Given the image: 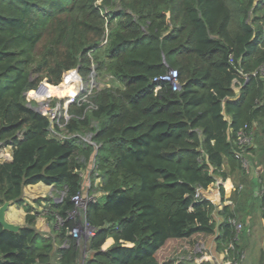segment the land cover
Returning <instances> with one entry per match:
<instances>
[{"label": "trees", "instance_id": "obj_1", "mask_svg": "<svg viewBox=\"0 0 264 264\" xmlns=\"http://www.w3.org/2000/svg\"><path fill=\"white\" fill-rule=\"evenodd\" d=\"M240 5L233 31L226 0H0V145L12 149L0 162V206L22 205L28 185L63 192L46 208L52 234L35 227L29 207L18 231L0 224V264H163L212 236L239 261L231 221L247 201L264 207V191L245 190L236 155L246 125L255 147L243 154L264 166V0ZM75 68L107 84L51 122L30 95L43 84L74 95L75 80L61 82ZM168 69L178 88L153 81ZM91 160L89 195L95 177L104 195L70 218ZM224 165L239 184L216 225V206L194 195L225 178ZM257 177L262 185L264 167ZM83 221L94 230L85 244L70 234Z\"/></svg>", "mask_w": 264, "mask_h": 264}, {"label": "rangeland", "instance_id": "obj_2", "mask_svg": "<svg viewBox=\"0 0 264 264\" xmlns=\"http://www.w3.org/2000/svg\"><path fill=\"white\" fill-rule=\"evenodd\" d=\"M226 2L230 5V7L233 10V13H232L233 21H232L231 27H233V31H236L243 17V10L240 5V2H247V0H226ZM81 76L83 78V86L85 88V91H83L80 95H78L79 97L85 96L87 92H89L90 94L93 90H99L105 87L107 84L105 81H101L97 79L95 81L94 76H93V83L90 84L91 78H89V73H86L85 71L81 72ZM62 84H63V80L61 82V85ZM77 91L75 92V94L77 93ZM48 93L51 94V97H47L43 95L42 91H41V95H34V93H32L30 95L31 100L29 101V103L32 106L39 108V104L41 102H44L43 99H46L47 102H49V104H47L46 107L50 109H54L58 103L60 104V101L62 100V98L65 100L66 96H68V95H63V96L58 95V97H54V94L57 95L58 91L48 92ZM88 95L86 97H88ZM31 96H33V98H31ZM63 101L61 104H63L64 106ZM41 109H42V106L40 104V110ZM41 111L45 112V109H42ZM57 113L58 112H56L55 115H57ZM49 117L51 118V115H49ZM256 130H257V126L254 130V133ZM251 146L255 147V145H253V141H252ZM242 157H241L242 160L246 162V165H244V169H246V171L248 172L247 178H249L250 176H254L255 175L254 173L256 172L255 168L259 165V163H257L258 158L253 156L251 152L250 153L246 152L245 154H242ZM246 157L253 161V164H254L253 168H249V164L245 160ZM92 167H93V161L91 160L89 164L87 165V169L84 172H82V179L84 182L83 190H85L88 187V185H90L89 175H90V171ZM254 193H257V195H260L261 191L259 189V191H256ZM254 193L252 194V197L256 196V194L254 196ZM83 195L84 194L81 193V196ZM261 208H262L261 206H258V207L246 206L244 210L240 209L239 212L235 213V216H236L235 221L236 223H239L241 225L239 230L236 229V234H237L236 241L240 245L241 251H242L241 258L235 264H264V218L262 215L264 207L262 209ZM213 220L216 222V225H218L220 220H218L214 216H213ZM216 232H217V229H216ZM205 252L208 254V256L212 260V263L209 262L208 264H230L231 262L230 260L228 261L225 258V252L217 251L216 243H215V236H212L209 239H207L205 242H202V243L200 242L199 244H197L193 251L183 250L181 253L169 259L168 262L163 263V264H174L176 260H179L180 264H182L181 261L183 259H186L185 261L183 260V263L186 261H189L192 264H198L195 260Z\"/></svg>", "mask_w": 264, "mask_h": 264}, {"label": "crops", "instance_id": "obj_3", "mask_svg": "<svg viewBox=\"0 0 264 264\" xmlns=\"http://www.w3.org/2000/svg\"><path fill=\"white\" fill-rule=\"evenodd\" d=\"M238 91V88H237ZM227 117V116H226ZM51 133L54 136H57L58 138H61L62 135L55 133L51 130ZM84 141L90 142V136H86L83 138ZM11 146L9 145H0V162L3 161H11L12 155H11ZM263 166L259 164L255 170L256 172L254 173V176H250L249 179L246 181V187L245 190H252V194L256 191H264L263 185L260 184V180H258L257 175L261 174L263 171ZM86 170V169H85ZM85 170L81 171V176L82 172ZM223 171L227 173V176L225 178H221L219 176L215 177V181L209 185V187L203 191V196L210 200L216 208L215 211L213 212V216L217 218L219 223L222 222L223 217L220 214L222 208L224 206H230L231 208L234 207V203L231 200V195L232 192L235 189V185L239 184V180L236 176V174L231 175L229 173V167L228 165L223 166ZM256 179L258 180L256 182ZM254 182V184H253ZM101 179L99 177L94 178L93 186L94 188L92 189V193L89 195V190H90V185L83 190V185L84 182L82 183V190L81 193L84 194L83 196L87 197L90 196L91 198L98 199L104 195V192L101 190H97L96 188L100 185ZM223 188V195H220V190L219 188ZM240 189H242L241 186H239ZM229 188V189H228ZM258 196L257 193H254V196ZM63 197V192L56 190L53 186H47L44 185L43 183H37L34 185H28L24 187L23 189V199L24 202L22 205H16V204H10L6 213L5 217L8 222L14 223L19 226H24L25 225V216H26V208L29 207L30 212L33 214H36L35 218V227L43 232L45 235L52 234L57 229V225L54 222H48L47 217L45 214L47 213V206L49 203L53 202H60ZM249 201H247L246 206H249L248 204ZM218 223V224H219ZM112 243L111 239L107 240L105 243V246H109ZM84 257V255H83ZM184 261L186 259H183ZM183 260L181 263H183ZM198 264H208L209 262L212 263L211 258L208 256V254L205 252L202 255H200L196 260ZM174 264H180L179 260H176Z\"/></svg>", "mask_w": 264, "mask_h": 264}, {"label": "built area", "instance_id": "obj_4", "mask_svg": "<svg viewBox=\"0 0 264 264\" xmlns=\"http://www.w3.org/2000/svg\"><path fill=\"white\" fill-rule=\"evenodd\" d=\"M261 72L264 73V67L261 68ZM72 78L73 80H75L74 82L77 84H79V88L76 94L74 95H68L66 96L65 100L62 98V100L60 101V104L58 103L54 109H50L48 107H46L47 104H49V102H47L46 99H43L44 102H41V106L42 109H45V112H42L40 110V104H39V112H41L43 115H46L49 120L52 122L56 119L59 118L61 111L62 114L65 118H69L67 115V109L69 107V105L73 104L74 102H86L87 101V95L89 94V92H87V94H85V96L83 97H79L78 95H80L83 91H85V88L83 86V78L79 75L78 71L77 73H75V71L69 70L66 71V77L64 79H62L63 81H65L66 78ZM91 78V77H89ZM154 82H166L169 83L170 85H172L173 88H178V74L177 71L174 69H168L165 73L158 75L156 77L153 78ZM59 87V86H58ZM41 91L43 93V95L47 96V97H51V94L48 93V87H46V85H41L37 91L34 92V95H41ZM54 97H58V95L54 94ZM79 97V98H78ZM31 98H33V96H31ZM86 98V99H85ZM64 100V101H63ZM62 101L64 102V106L62 103ZM61 108V109H60ZM47 111V112H46ZM57 113V115H55V113ZM49 115H51V118L49 117ZM252 141H253V134L252 131H248L247 130V126L244 125L238 132H237V139H236V145L238 146V148H240V150L237 152V156L238 158L242 157L243 152L246 150L247 147L252 145ZM246 165V162L243 161V166ZM203 191L202 189H197L196 193L194 195V198L196 199H201V198H205L203 196ZM92 199L91 197H85V196H81V194L75 195L72 200L75 203L76 206V210L71 212L70 214V218H74L77 214V211L84 208L86 206V203L88 200ZM60 221V220H59ZM234 225L235 230H239L241 225L239 223H236L235 220L231 221ZM70 234L75 237L77 240H82L83 243L85 244L86 241L88 240L89 237L93 236L94 234V230L92 227H89L84 221L82 223H78L77 225H75L71 231ZM83 255L85 256V253H83Z\"/></svg>", "mask_w": 264, "mask_h": 264}, {"label": "water", "instance_id": "obj_5", "mask_svg": "<svg viewBox=\"0 0 264 264\" xmlns=\"http://www.w3.org/2000/svg\"><path fill=\"white\" fill-rule=\"evenodd\" d=\"M92 69H93V67H92ZM74 71H75V73H77L78 69L75 68ZM89 76L91 77L90 84H92L93 83V76H94V71L93 70L91 71V73H90ZM65 77H66V72L63 74L62 79H64ZM43 85L45 86V84H43ZM32 108H34L36 111H39V108L38 107L32 106ZM10 204L11 203L7 201V202H4L0 206V224H1V226L4 229L9 230V231L16 232V231H18L21 228V226L16 225V224L11 223V222H8L6 220V217H5V213H6V211H7V209H8V207H9Z\"/></svg>", "mask_w": 264, "mask_h": 264}, {"label": "bare ground", "instance_id": "obj_6", "mask_svg": "<svg viewBox=\"0 0 264 264\" xmlns=\"http://www.w3.org/2000/svg\"><path fill=\"white\" fill-rule=\"evenodd\" d=\"M78 88H79V84L78 83L76 84L75 82H73L72 85H71L72 91L76 92L78 90Z\"/></svg>", "mask_w": 264, "mask_h": 264}, {"label": "clouds", "instance_id": "obj_7", "mask_svg": "<svg viewBox=\"0 0 264 264\" xmlns=\"http://www.w3.org/2000/svg\"><path fill=\"white\" fill-rule=\"evenodd\" d=\"M90 77V76H89Z\"/></svg>", "mask_w": 264, "mask_h": 264}]
</instances>
